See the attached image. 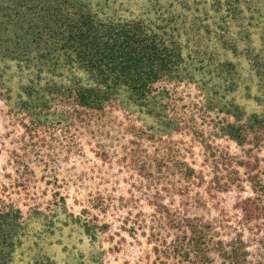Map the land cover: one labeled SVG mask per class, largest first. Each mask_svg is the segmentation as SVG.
Returning <instances> with one entry per match:
<instances>
[{
  "label": "rangeland",
  "instance_id": "374dc122",
  "mask_svg": "<svg viewBox=\"0 0 264 264\" xmlns=\"http://www.w3.org/2000/svg\"><path fill=\"white\" fill-rule=\"evenodd\" d=\"M91 7L174 35L182 76L156 86L154 114L122 100L83 117L66 74L0 45V264H221L239 243L264 264V0Z\"/></svg>",
  "mask_w": 264,
  "mask_h": 264
},
{
  "label": "trees",
  "instance_id": "16d2710c",
  "mask_svg": "<svg viewBox=\"0 0 264 264\" xmlns=\"http://www.w3.org/2000/svg\"><path fill=\"white\" fill-rule=\"evenodd\" d=\"M20 1L1 9L0 45L14 46L5 57L35 64L37 75L66 74L73 84L70 100L83 117L117 107L122 100L154 114L156 98L163 93L156 86L182 76L185 56L175 36L165 35L162 28L145 21L101 19L91 0H42L31 5ZM9 27L14 30L11 40L1 36L9 35ZM227 127V134L240 140L243 130L234 124ZM231 130L238 135L234 137ZM252 209L245 211L247 222L257 215ZM218 247L221 264H246L240 243ZM7 250L3 249L5 254Z\"/></svg>",
  "mask_w": 264,
  "mask_h": 264
}]
</instances>
